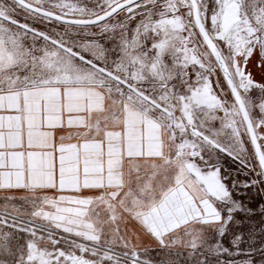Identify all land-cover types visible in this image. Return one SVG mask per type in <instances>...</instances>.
Returning a JSON list of instances; mask_svg holds the SVG:
<instances>
[{"label": "snow or ice", "instance_id": "obj_1", "mask_svg": "<svg viewBox=\"0 0 264 264\" xmlns=\"http://www.w3.org/2000/svg\"><path fill=\"white\" fill-rule=\"evenodd\" d=\"M0 264H264V0H0Z\"/></svg>", "mask_w": 264, "mask_h": 264}]
</instances>
